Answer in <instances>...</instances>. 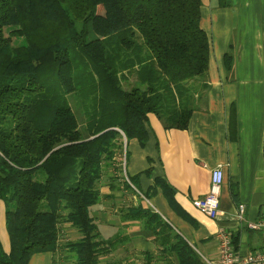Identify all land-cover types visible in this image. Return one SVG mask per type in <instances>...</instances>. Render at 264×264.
I'll list each match as a JSON object with an SVG mask.
<instances>
[{
	"label": "trees",
	"instance_id": "obj_1",
	"mask_svg": "<svg viewBox=\"0 0 264 264\" xmlns=\"http://www.w3.org/2000/svg\"><path fill=\"white\" fill-rule=\"evenodd\" d=\"M200 5L0 0V200L9 239L8 252L0 242V264L60 251L62 264H124L113 257L119 238L98 231L100 184L136 188V177L118 174L126 143L145 144L148 114L166 129L186 128L193 81L205 76L209 58ZM231 64L227 52V70ZM123 217L140 222L161 246L159 257L146 254L144 264L161 256L205 264L141 203Z\"/></svg>",
	"mask_w": 264,
	"mask_h": 264
},
{
	"label": "crops",
	"instance_id": "obj_2",
	"mask_svg": "<svg viewBox=\"0 0 264 264\" xmlns=\"http://www.w3.org/2000/svg\"><path fill=\"white\" fill-rule=\"evenodd\" d=\"M200 2V26L209 38V58L205 76L193 81L195 101L186 128L166 129L148 114L147 140L144 145L136 139L126 143L125 166L118 174L136 177V188L119 184L112 191L109 180L100 184L95 217L106 226L105 232L118 228L103 238H119L113 257L124 264H144L146 254L159 257L161 251L151 231L123 217L126 207L138 203L155 213L204 263L216 256L215 234L220 228L231 233L232 244L241 254L264 248V233L246 229L236 219L239 204L244 205L243 220L264 217V0ZM227 52L232 57L229 70L224 65ZM217 166L222 167L224 180L219 213L210 218L192 201L206 195L210 172ZM64 231L70 239L77 235L68 226ZM0 242L8 252L1 200ZM61 257V251L39 252L27 264H62L57 261Z\"/></svg>",
	"mask_w": 264,
	"mask_h": 264
},
{
	"label": "built area",
	"instance_id": "obj_3",
	"mask_svg": "<svg viewBox=\"0 0 264 264\" xmlns=\"http://www.w3.org/2000/svg\"><path fill=\"white\" fill-rule=\"evenodd\" d=\"M122 168L125 160H122ZM223 170L217 166L210 172L209 187L206 195L192 201L193 207L210 218H216L219 213V202L223 185ZM244 205L239 204L236 211V219L246 229L264 233V217L258 220H243ZM218 242L217 252L214 259H206L205 264H264V248L241 254L237 252L232 244L231 233L220 228L215 234Z\"/></svg>",
	"mask_w": 264,
	"mask_h": 264
},
{
	"label": "rangeland",
	"instance_id": "obj_4",
	"mask_svg": "<svg viewBox=\"0 0 264 264\" xmlns=\"http://www.w3.org/2000/svg\"><path fill=\"white\" fill-rule=\"evenodd\" d=\"M110 51H111V49H110ZM76 71H82V67H81V65H78L77 66V69H76ZM125 157V156H124ZM139 200V199H138ZM94 214H95V211H94ZM95 216V215H94ZM96 219V224H97V227H98V231H99V233H100V235L102 236V237H104V236H107L106 234H109V232L111 231L112 233H115V232H117V230H118V228L115 230V229H109V228H107V232H105L106 231V229H105V227H103L102 225H101V223H99V221H98V217H96L95 218ZM70 237H71V235H70ZM61 255H63V252L61 251ZM65 255V254H64ZM64 255H63V257H64ZM61 257V258H59V260H57L58 262L60 261V262H62L63 261V259H66V257ZM164 259H166L165 257H162V260H159V261H155V263L154 264H175V261L173 260V259H171L169 262H166V260H164ZM164 260V261H163ZM64 263V262H63Z\"/></svg>",
	"mask_w": 264,
	"mask_h": 264
}]
</instances>
